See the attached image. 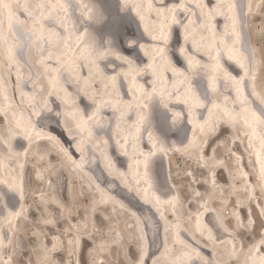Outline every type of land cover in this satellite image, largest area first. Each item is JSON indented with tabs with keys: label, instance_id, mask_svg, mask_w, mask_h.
<instances>
[{
	"label": "bare ground",
	"instance_id": "bare-ground-1",
	"mask_svg": "<svg viewBox=\"0 0 264 264\" xmlns=\"http://www.w3.org/2000/svg\"><path fill=\"white\" fill-rule=\"evenodd\" d=\"M108 1L112 3V5L113 2H117L118 8L124 15L126 22L125 30L115 28L113 30V33L118 39H123L122 44L126 49H128L129 51H136V53H138L139 60L137 61L136 59H133L132 62L133 67L138 69L136 71L137 73H131V71L121 72L127 71V69L129 68V64L126 63L124 59H117L116 55L106 56L103 60L94 63L97 66V70L103 76V78L100 77L101 79L94 80V85L92 87L94 91L97 92L99 87L101 88V86H103L102 79L109 78L110 75H112L111 77H117L118 75V78L115 80L116 89L114 88V90L117 91L119 96H117L118 98L116 99V102H114L115 105L118 103L119 105H117V107L113 109L111 103H108V107L102 108V113L112 114L113 116V114L119 112L121 117H114L115 119L112 122V125L110 126V129L105 137H103L101 133V130L102 132H104L106 127L105 125H102V123H100L102 117H89V112L85 114L82 112L81 108L77 109V115L73 112V114H71L70 112L72 110H70V105H68L67 103L65 104L64 102H69V104H71L70 102L73 103L74 100L71 101V97L73 95L71 92L72 89L78 90V93H80L82 104L84 103L87 106L93 105L96 101H101L104 97L98 91V94L96 93L95 96L93 95V101V99H90L83 93V91H81L80 82L75 81V77L69 74V70L71 71V69L73 68H75L74 72L76 74L78 72L77 68H79L80 72L82 73L81 78L84 79L92 71L89 67L90 62L88 60L82 59V55L87 48L86 41L89 40L88 34L82 32L83 29L78 30L79 21H77L75 17L78 16L82 18V24H85L86 27H88V25H95L96 23H94L90 18L96 16L94 15L96 14V11H93V15L92 13H90V9H92L93 3L90 2L92 3L90 4L88 0H59V2L61 3H69V19L72 23L64 21L65 27L60 28V18L44 21L45 36L49 35L48 28H52L55 29L56 32L60 33L62 37H64L58 42H55L52 46L51 51L55 57L54 59H46L48 55L47 51H45L42 56L38 57L36 55V48L34 47V51H30L31 61H29L26 51L27 45L24 46V48H22V45H18L16 47V59L19 61V64L17 66L19 67L20 64H28V66L32 68L33 79L38 76V73L35 71V69L33 70L32 66L37 64L41 65L40 61L42 59L45 60V63L42 64L45 67L48 66L54 69L55 65L57 66L61 64L62 71L60 72L59 77H57L59 82L57 85V90L59 91L63 89L65 97L63 96L62 98V95H64L63 93L57 94V92H54L51 95L52 100L48 101L50 102L49 104L51 108L50 110H48V112L52 111L53 108L56 107L54 111H59L60 115L64 117H57L55 115V117H53L54 120L51 121L56 124H54L53 126H49V124H46L45 122V117L48 113H45L43 117H40L41 115H35V112L37 111H40L41 113L45 111L41 110L43 108L41 107V105L40 107H36V105L39 104L37 99L31 101V107L27 106V111L28 113H30V117L21 112L18 108L19 104L15 88L22 83V86L19 88V90L23 94L20 97H22V100H24V98H27L24 97V93L29 94L30 92L28 91L32 90V87L27 85V82L32 81V79L28 81V79L23 78L21 82H18L17 78L12 73L14 91L10 90L11 88H9L10 86L8 83V98L5 99L0 96V106H3L5 108L7 115H5L3 112H0V115L5 119L11 120L13 126L17 121H31V123L35 126L36 131L41 132L44 135L32 140L31 143H29V141L26 140L22 135L14 138V143H12V151L14 153L13 156L21 158L17 166L18 169L22 172L26 190L24 193V200L21 201L19 195L16 192L9 190L6 184H0V193L3 192L4 194H8V198L14 200L17 203L16 208L12 209L5 203H3V199L2 197H0V231H2L5 236L11 237L12 231H14L15 227L13 228L12 226L11 230L9 227L10 225L7 222H3V217L4 215H6L8 210L18 211L20 210L21 205H23V207L25 206V194L27 191L26 169L28 160L30 159V150L35 147L41 148L47 143H52L61 148L64 154L66 150L67 155L65 154V156L68 161L72 163V161L74 160L76 162V164L72 163V165L74 166V170L79 174L80 177L83 176L89 181L91 190L99 195V202L102 205L101 207H104L108 211H111V208L113 206L114 208L117 207L122 212L127 213L129 219L132 220L133 218L131 217L130 213L135 212L136 216H138L139 214V212L137 213L136 210L142 213L140 214V216L143 217L142 219L149 242L148 257L145 260V264H151V261L153 259H160L162 264H171L173 260H178L181 258L182 264H210L209 257L206 256L205 252L210 253V256L211 253L215 254V250L211 248L212 245L220 243L221 241L227 239L231 247L235 245L236 249H238L236 243L234 242V240H232L235 235L227 233L219 227L217 223V217L215 216L216 205L208 207L205 214H202V212L197 214L192 227L195 229V232H191L185 225V221L183 219L182 211L184 204L181 201V196L180 201L182 207L179 209V220L177 221L180 225L179 241L176 238L174 230H172L171 228H169L167 233L165 232V221L171 223L173 221L172 218L175 219V217L173 216L172 208L167 204L156 205L153 202V197L151 194L153 191H156V194L159 195L162 199H167L170 198L171 195H173L175 192L178 194L179 192L173 190V192L169 196H164L159 192L158 185L156 184L157 177L153 169V161L158 164L159 161L162 160L164 162V167L166 170L165 172H167V167L170 163V152L173 151L174 153H177L178 147L183 149V145L175 143L176 145H174L173 147V145H168L167 141V144L164 142L165 138H161L163 136L162 134L161 137L159 136L160 134L156 135L155 132L158 131H156L155 126H152V117L156 118L158 114V117L162 121L164 117H166L165 124L167 126V131L170 134L176 133L175 135H177V137L178 134L183 135V133L187 129L186 133L184 134V137L186 139L184 145H186V147L193 140H195L196 142L198 138H204L205 140L209 138V145L219 138L220 135H215L216 126L218 123L224 122L217 119V112H221L225 108H228L236 100L235 85L232 81L227 79L225 73L229 74L232 77H235L236 79H239L244 74L243 69L239 67L234 59H228L230 54H234L233 45L231 41L228 40V36H230L232 31L231 22L227 20L226 23H224L226 20L225 16L221 15L212 17L209 20L207 19L208 10L215 9L217 3H219L220 0H202V2L208 6L204 9L203 13L200 12V9L197 8L196 10L195 8L192 10L193 14L190 16L188 12L181 10L178 15L179 19L182 20L181 24L184 23L189 30L188 40H185V31L182 32V35L179 34V30L180 28H182L181 25L174 26L170 38H173V35H175L176 31H178V36L168 41V46L166 49V64L159 66L158 70L156 69L158 65L156 63L157 65L155 69L150 70L151 67L149 69H146V64L148 62H153L152 66H154L156 60L160 61L159 55L156 54V47L158 46V42L153 41L151 35L149 34H159V29L156 28L155 24H153V21L156 18L155 13H152L150 17L146 16V14L144 13V17H149L148 19L145 18V21V19H141V17L137 15L136 8H131L130 6L129 8H125L123 5L124 0ZM173 1L177 0H164L163 6L166 7ZM10 2H15V0H10ZM21 2H23V0H21ZM32 2H35V0H32ZM47 2L56 3L57 0ZM95 2L96 1H94V3ZM155 2L159 4L160 0H155ZM184 2L185 0H178V4ZM192 2H195V0H192ZM237 2L241 4L244 2V0H237ZM128 3L130 4L129 0ZM132 4H137L136 0H133ZM81 5L86 7H81ZM97 5L98 8L101 9V6H99L100 4ZM16 15L19 16L20 20L25 21V23L23 26L14 25L12 32L17 35H10V38H12V41H18L24 45L25 41H28V38L33 35V23L22 11H17ZM98 15L100 14L98 13ZM189 19L193 20L192 24H188ZM250 19V15H248L246 17V22H249ZM131 21H134L138 24V30L140 31V41L138 42L133 40L134 37L132 33L129 34L132 31L130 25ZM142 21H144V23ZM210 22L213 23L210 26L211 30H209L210 28L209 26H207V24ZM73 23L75 24L74 29L72 27ZM169 23L171 22L169 21ZM221 24H224L222 28ZM4 26L5 33L7 35L8 33L6 19ZM146 27L148 28L147 32L145 31ZM65 29H67L68 31L66 32ZM237 30L241 31L242 39L240 44L235 45V48L240 49L245 54H247L249 50H247L246 47L247 44L245 26H243L241 30V26L237 25ZM93 34L94 33H92L91 37L94 39L97 46L101 49L107 50V47L99 46V38H97L99 39L98 43L96 42L97 39L95 38L97 37V33L94 34L96 36H94ZM177 37L180 38L178 44L175 42V39H177ZM53 40H55L54 37ZM127 40H131L132 42H134V46L130 47V43L126 42ZM193 41H195V43ZM110 42L113 43L112 41ZM39 43L41 47H47L46 45H44L43 41H40ZM111 43L108 42V45ZM142 46H145V49H142ZM181 48H184L186 50L187 55H181ZM151 49H153V51ZM24 50L26 51V57L24 54L23 60L22 52ZM116 54L126 59H132L130 56H134L122 51H116ZM153 56H155V59H153ZM189 57L193 61H199V63L193 64L190 67ZM217 63H219L220 65V70L213 71L212 69ZM201 65H204L205 67L201 68ZM164 67H166L165 70H163ZM93 73L96 74L95 72ZM213 76L216 77L215 91H213V89L210 87ZM46 80H48L47 76ZM255 82L257 87V77ZM229 83H232V85L228 89H226L225 85ZM155 87L160 88L161 91L165 89V93L163 95L161 94L162 96L157 95V98L152 95V98L154 100L153 104L150 103L149 91L150 89H154ZM167 87L170 89H168ZM45 88L46 87H44V89ZM258 88L259 87H257V90L259 91L261 87L259 89ZM26 89H28V91H26ZM169 91L172 92L178 100L172 101L173 99H170L168 101L169 107L166 108L164 107V104L161 105L159 103L158 99L167 97ZM101 93H103V91ZM105 97V99H109V97ZM110 99L113 98L110 97ZM199 101L203 102V106L198 105ZM94 106L97 109L99 108L100 104H95ZM141 107L143 108V110L140 109ZM254 107L258 112H264V107L260 106L258 102H254ZM171 108L182 110L184 122H173L175 115H171L168 113V110ZM127 111L129 113H126V117H124V114ZM190 112L195 116L194 121L192 119V116L189 115ZM52 116H54V114ZM177 118L179 117L176 116V120ZM223 127L227 130L230 128L234 131L240 128L243 133H245L246 131L248 132V135H246V145L250 153V158L253 160L252 162L254 164L255 170L254 176L256 175L257 177L260 168L259 158L264 156V152L261 151L260 145V128L256 129L257 136L253 137L251 135V129L243 130L244 126L242 123L236 126H232L230 124L226 126L223 125ZM49 137H51V139ZM250 141L251 144L249 143ZM152 144H156L157 148H152ZM48 151L50 152L51 149H48ZM24 153H27V155L25 156ZM69 156L71 157V160L68 159ZM50 157L51 160L55 157L57 158V154L54 152L50 153ZM10 160H14V158H11ZM145 163L147 164V168H145ZM13 170L14 169L12 168V164L10 161L7 162L6 167L0 166V181H8L13 179L16 174V172H14ZM145 171L147 172L146 177ZM221 173L222 170H220L219 174ZM246 173L248 174L246 178H249V173ZM167 180L169 183V178H167ZM102 182L114 183L116 184V188L114 190L112 189V192L109 189L106 190L103 188L104 183ZM149 184L152 185L151 188H149ZM215 184L218 185L216 181ZM170 187L172 188L171 184ZM145 193H147V195H145ZM114 194H119L122 199H125V202L122 199L116 198ZM129 204L131 206H129ZM121 205H123V207H121ZM53 207L55 208V210L62 209V206L55 204H53ZM240 208L244 209L246 208V206L240 205ZM257 208H261L260 201L257 202ZM161 216H163L164 219H161ZM197 219L200 220L201 224L205 228L212 230L213 240H208L206 233H202L200 229H197ZM20 222H22V218L16 224L14 223V225L20 224ZM155 222L159 224L158 229L155 227ZM214 225H216L220 231L222 230V232H224V236L222 238H217L214 230ZM170 231H172V241L174 239L173 242H169L168 240V234ZM241 233H243V231ZM157 234L160 237V241L157 239ZM202 235H205L204 239L206 242L202 239ZM5 243H7V241ZM80 243L81 241L79 242V245H77V249L80 248ZM263 251L264 247H261L260 252ZM184 253H188L189 255L185 256L183 255ZM77 263L81 264L79 259H77Z\"/></svg>",
	"mask_w": 264,
	"mask_h": 264
},
{
	"label": "rangeland",
	"instance_id": "rangeland-1",
	"mask_svg": "<svg viewBox=\"0 0 264 264\" xmlns=\"http://www.w3.org/2000/svg\"><path fill=\"white\" fill-rule=\"evenodd\" d=\"M47 1L50 2L52 0ZM94 1H96V4L94 3ZM129 1L130 4H132L133 0L132 2L131 0ZM142 1L143 3L148 2V0H136V3H142ZM88 2L93 3H90L93 6L92 9H90V13H92V15L93 11H96V14H94L96 16L98 15V13L101 15L103 12V24L96 23V26L88 25V27H86L85 24H82V18L77 16L75 18L77 19V21H79L78 30L83 29L82 32L88 34V38L91 31V36L92 33H97V37L95 39H100L99 43V39L96 40L99 46L107 47V49L111 48L115 53L116 51H122L132 54L134 55L130 56L132 59L127 60H131L133 62V59H136L138 61V53H136V51H129L128 49H126L122 44L123 39H118L113 33V30L115 28L124 30L126 29L125 17L122 12H120L117 2H113V5L108 0H88ZM253 2L258 3L259 0H253ZM243 3H241L242 12ZM97 4H100L99 6H101L100 8L102 9V11L98 8ZM176 5H178V0L173 1L166 7L172 8ZM144 13L146 14V16H151V14L149 15L147 13L146 9L144 10ZM146 16L144 17V19L149 18ZM247 16L248 15L244 17L243 24L246 30L247 50L250 51V49L255 48L257 51H259L261 49H264V12H261L259 9H254L252 14L250 15L251 19L249 22H246ZM207 19L209 20V18ZM226 21L227 20H225L224 23H226ZM142 22L144 23V21ZM211 22L207 24L209 28L211 24H213ZM153 24H155L157 29H159L160 20L156 17L153 21ZM130 25L132 31L129 34L132 33L134 37L133 40L137 42L140 41V31L138 30V24L134 21H131ZM223 26L224 24H221V28ZM209 30H211V28ZM182 32H184V30L180 28L179 34L182 35ZM177 34L178 31H176L175 35H173V38H170L169 40L176 38V36H178ZM175 40V42L178 44L180 38L177 37V39ZM13 41L12 38H10V42ZM110 41H112L113 43H111ZM130 41L131 40H127L126 42L130 43ZM108 42L111 44L108 45ZM15 44L16 47L18 45H22V48H24V46L27 45V41H25L24 45L18 41H16ZM34 47L36 48L34 44L32 48H28L27 46L26 51L29 61H31V52L34 51ZM151 50L153 51V49ZM24 51L22 52L23 60L24 54L26 57V51ZM110 55L113 54H109L108 56ZM166 60H156L154 63L155 65L152 66L150 70L155 69L157 64L158 65L156 69H158V67L162 66L163 64L165 65L167 62ZM152 64L153 62H148L146 64V69H149V65ZM21 65L22 64H20L19 67L16 65V67L20 71H18L19 80L17 81L21 82L23 78L28 79V81L32 79V81L27 82V85L32 87V90L28 91V89H26V91L30 93H24V97L27 98H24V100H22V97L20 96H22L23 94L19 90V88L22 86V83L19 86H16L15 84L19 104L18 108L21 112L30 117V113H28L27 111V106L31 107V101L37 99L41 107H43L41 97H44L45 99H47V101H51V95L54 92H57V94L63 93V89L59 91L57 90V85L59 83L57 77H59V74L62 71V66L61 64H59L60 66L55 65V68L53 69L48 66L45 67L42 64L34 65L32 66L33 70L35 69V71L38 73V76L33 79L32 68L29 67L28 64H25L27 67L25 65ZM89 67L92 71L84 79L81 78L82 73L80 72L79 68H77L78 72L76 74L74 72L75 68L71 69V71L69 70V74L75 77V81L80 82L81 91H83V93L87 97L93 99V101V95L95 96L99 91L100 94L104 96L102 99L103 104L102 100L99 102L96 101L93 105L89 106L84 103L82 104L80 93H78V90L76 89H72L71 91L73 94L71 97V101L74 100L73 103L70 102L71 104H69V102H64L65 104L67 103L68 105H70V110H72L70 112L71 114L74 113L77 115V109L81 108L83 113L86 114L89 112V117H102L100 123H102V125H105L106 127L104 132H102L101 130V133L102 136L105 137L110 129V126L112 125V122L115 119L114 117H121L119 112H116V114H113V116L112 114L102 113V108L108 107V103H111L113 109L117 107V105H119V103L115 105L116 99L118 98L117 96L119 95L117 91L114 90L116 86L115 80L118 78V75L116 74L117 77H115L114 81L111 79L112 75H110L109 78L102 79L103 86H101V88L99 87L98 91L96 92L92 89L94 80L101 79L103 78V76L97 70V66L95 64L89 63ZM165 68L166 67H164L163 70H165ZM137 70L138 69L134 68L133 64H131L129 65L127 71L121 72L131 71V73H137ZM255 71L257 77V87H261L260 89L258 88L260 91L262 87L264 88V65L258 64L255 68ZM93 72H95L96 74H94ZM12 73L17 78V72L13 71ZM12 73L11 77L9 78V88H11L10 90L14 91ZM5 76L7 77V73H5ZM46 76L48 80H46ZM51 81L55 82V87H53L52 83H50ZM231 85L232 83H229L227 84L228 87H226L225 85V88L228 89ZM43 86L46 88L44 89ZM159 89L160 88L158 87L150 89V103L154 104L152 95L157 98V95L160 96L161 94L163 95L165 93V89L163 91ZM102 91L103 93H101ZM63 96L65 97V94L62 95V98ZM105 96L109 97V99H105ZM110 97H112L113 99H110ZM170 99H173L172 101L178 100L176 99V96H174L173 93L169 91L167 97L159 98L158 101L161 105L164 104V107L165 105L169 107L168 101ZM49 103L50 102H48V108L43 109L45 111L40 114V117H43L45 113H48L45 117V122L46 124H49V126H53L56 123L51 120H54L53 117H55V115L57 117L64 116H61L59 111H54V109L56 108L54 106L53 110L48 112V109H51ZM95 104H100L99 108L96 109L94 106ZM140 109L143 110L142 107ZM126 113L128 114L129 112H125L124 117H126ZM168 113L171 115H175L178 113L179 115L177 117L179 118H177V122H184L182 110L171 108L168 110ZM53 114L54 116H52ZM152 118V126H155L156 131H158L155 132L156 135L160 134V137L163 135L161 138L164 137L165 139H167H164L165 143L167 141L168 145H173V147L176 144H181L183 145V149L186 148V145H184L186 141L184 137V134L187 130L186 128L183 135L178 134L177 137V135H175L176 133L170 134L167 131V126L165 124L166 117H164L163 121L158 117V114L156 118ZM223 125L226 126L229 124L222 122L217 124L215 135L218 134L220 136L215 142H212L209 145V138L206 140L204 138H198L196 140V143L202 144L201 151L203 154L208 157L214 156L217 161L222 162V166H218L215 169L214 180L218 185H216L215 189L213 190L214 195H212L209 207L216 205L215 216H222L224 218V223L226 225H230L227 233L235 235L232 240H234L238 249L237 255H230L229 251L232 247L228 243L227 239L221 241L220 243L212 245L211 248L215 250V254L211 253V256L208 252H205V254L207 257H209L210 264H237L238 261L240 262V264H243V261L247 258L248 250L252 248L253 245H259L261 239H264V216L260 214L261 208H257L258 201H260L261 206H264V198L260 197L258 188L256 189L255 199L249 201L246 198L250 194L251 189L256 186L254 164L252 162L253 160L250 158V153L246 145V135L240 128L235 131L230 128L227 130L223 127ZM7 126H13L12 121L5 119L0 115V129H3ZM243 130L246 129L243 128ZM14 140L15 139L12 140V143H14ZM48 149H51V151L49 152ZM178 149L180 150L177 153H174L173 151L170 152V163L167 167V172H165L166 170L164 167V162L162 160H160L158 164L153 161V169L157 177L156 184L158 185L159 192L164 196H169L173 192V190L179 192L181 201L184 204L182 214L185 225L191 232H195V229L192 227L197 214H199L200 212H202V214L206 213V210L201 207V204L204 203V200H202L200 197H197L195 193L199 192L204 194L208 192L211 187L210 179H212L213 177H210L207 169L198 167L194 163L193 158L189 156L187 152H185L180 147H178ZM53 152L57 154V158L55 157L51 160L50 153ZM29 153L30 159L28 160L26 169V201L25 206L23 207L24 213L22 216V222H20L21 230L16 231V225H14V223L16 224L18 221H13L12 225L9 226L11 230L12 226L13 228L15 227L14 231H12L11 239L12 244L16 246L18 251V255L15 257L17 264H40V261L45 256H47V264H79L77 263V259L80 260L81 264H91L93 257L97 259L98 264L100 261H103V264H127L125 259V252L127 253V260L131 261L132 264H136V262H138L140 258V255L137 256L134 253L133 249L134 247H136L137 251H139V248L137 247L135 241L129 239V234L133 231L135 221L129 219L128 214L122 212L117 207L114 208L113 206L111 208V211H108L104 207H101L102 205L99 202V195L91 190V185L87 179H85L83 176H79V174L74 170V166L72 165V163L66 159L64 152L57 145L47 143L41 148H33ZM12 158H14V160H10V162L12 164V168L14 169L13 171L16 172V170L18 169L17 165L19 164L21 158L15 156H12ZM237 169H239V171H237ZM220 170H224L225 173H227V175L229 176L228 180L223 179L220 181L217 178L216 174ZM246 172L249 173V178H246L242 175V173ZM189 173H192V175H189ZM167 178H169V183ZM102 183H104L103 188L106 190L109 189L111 190V192L116 188V184L114 183ZM170 184L172 185V188L170 187ZM114 195L116 198L122 199L119 194ZM0 197H2L3 203H5L8 207L12 209L16 208L17 203L14 200L8 198V194H4L2 192L0 193ZM205 199H207L206 196ZM122 200L125 202L124 198ZM53 204L62 206V209L55 210ZM240 205L246 206V208L241 209ZM129 206L131 205L129 204ZM136 212H139L138 217L142 219L143 217L140 216V214L142 213L138 210H136ZM233 213L240 217V220L242 221L244 226H241V228L236 226V219ZM46 220H51L52 223L46 224ZM172 220H174V218H172ZM249 221H252L253 223L249 225ZM69 225H72L74 229L79 233V242L81 241L79 246L80 248H76L75 255L71 254L70 248L64 243L74 234L73 232L66 231L69 228ZM155 227L157 229L159 228V224L156 222ZM214 230L217 238H222L224 236V232H222V230L220 231L216 225H214ZM242 231L243 233H241ZM171 232L172 231H170L168 234L169 242L174 241V239L172 241ZM204 238L205 235H202V239L205 241ZM157 239L160 241V237L158 236V234ZM53 243H57V248L55 251H50ZM100 245H104V247L100 248L99 252H97L96 250ZM5 250H7V243ZM256 255H258V253ZM3 258V256H0V260H2ZM249 264H251L250 261Z\"/></svg>",
	"mask_w": 264,
	"mask_h": 264
},
{
	"label": "snow or ice",
	"instance_id": "snow-or-ice-1",
	"mask_svg": "<svg viewBox=\"0 0 264 264\" xmlns=\"http://www.w3.org/2000/svg\"><path fill=\"white\" fill-rule=\"evenodd\" d=\"M123 5L125 8L127 7H134L137 10V15L144 19V10H147V13L150 15L155 13L156 17L160 20V28L158 30L159 34H152L151 38L153 41L158 42V46L156 47V54L159 55L160 60H166V49L168 46L169 38L172 34V28L176 25H181V27L185 31V40L187 41L188 36V28L183 23L181 24V20L179 19V12L181 10L186 11L191 16L193 14V9L198 8L200 12L203 13L204 9L208 6L202 2V0H185L184 3H180L172 8H168L163 6L164 0H160V3L157 4L155 0H148L147 3H139V4H129L128 0H124ZM81 7H86L81 5ZM70 5L69 3H61L57 0L56 3H48L47 0H15V2H10V0H0V96L7 99L8 98V83L9 78L11 77V73L13 71L17 72V80H19L18 75V65L19 61L16 59V44L15 42H10V35H17L12 32L14 25L23 26L25 21L20 20L19 16L16 15L17 11L24 12L29 20L33 23V35L28 38L27 46L31 48L35 43L36 46V55L38 57L42 56L45 51L48 52L46 57L47 60L54 59V55L51 51L52 46L55 42H58L60 39L64 37L61 36L60 33L56 32L55 29L48 28V36L44 35L45 24L44 21L47 20H54L60 18V28H64L65 24L64 21H68L72 23L69 19ZM226 9V13H225ZM254 9H259L261 12H264V0H259L258 3H254L253 0H245L243 3V12L241 11V4L237 2V0H220L217 3L215 9H209L207 12V16L209 19L215 17L217 15L225 16L226 20L231 22V34L228 36V40L231 41L233 45V53L230 54L228 59L235 60V62L239 65L241 69H243V76L239 79L230 76L229 74L225 73L228 80L232 81L235 85L236 91V100L235 102L230 105L228 108H225L221 112H217V119L219 121H223L224 123H228L232 126H236L238 124H243L245 129H251V135L253 137L257 136L256 129L260 128V145L261 151L264 152V112H258L257 109L254 107V102H258V104L264 107V88L260 91L257 90L256 87V76H255V68L258 64L264 65V49L257 51L255 48L250 49V51L245 54L242 50L236 49L235 45L240 44L241 42V31L237 30V25L241 26V30L244 24V17L246 15H251ZM94 23H102L104 20L103 15H97L95 17H90ZM5 19L7 21V33L10 35H6L5 33ZM169 21L171 23H169ZM193 20L189 19L188 24H192ZM73 29L75 28V24H72ZM227 27V26H226ZM67 32L68 30L65 29ZM145 31H148V28H145ZM86 32V31H85ZM70 35V33H69ZM53 37L55 40H53ZM40 41H43L44 45L47 47H41ZM195 43V41H193ZM87 48L82 55V59L88 60L90 63H96L97 61L103 60L109 54L116 55L117 59H124L126 63L129 65L132 64L131 60H127L120 55H117L115 52L112 51L111 48L107 50L101 49L97 46L94 39L89 34V40L86 41ZM130 47L134 46V42H130ZM142 49H145V46H142ZM181 55H187L186 50L184 48L180 49ZM147 54V51H146ZM155 59V56H153ZM41 64L45 63V60L40 61ZM199 61H193L189 57V66L191 67L193 64H197ZM152 67V65H149ZM205 67L201 65V68ZM213 71H219L220 65L217 63L213 69ZM175 71V69H174ZM7 73V77L5 76ZM114 81L115 77H111ZM53 87H55V82L51 81ZM227 86V85H226ZM210 87L215 91L216 89V77L213 76ZM43 109L48 108V101L44 97H41ZM238 104V107H237ZM199 106H203V102H198ZM215 106V105H214ZM36 107H40V104H37ZM165 107H167L165 105ZM50 110V109H48ZM0 112H3L7 115L6 110L3 106H0ZM41 114L40 111L35 112V115L39 116ZM179 114H175L174 116V123L177 121L176 116ZM192 116L193 121L195 120V116L193 113H189ZM82 119V118H80ZM86 122V121H85ZM138 131V129H137ZM23 136L29 143L32 140L43 136L44 134L41 132L36 131L35 126L31 123V121L27 122H20L17 121L14 126H7L3 129H0V166L7 165V162L10 161L12 156L14 155L12 151V140L17 136ZM245 135H248V132H245ZM51 139V137H49ZM150 143H151V135H150ZM251 144V141L249 142ZM152 148H157L156 144H152ZM202 144H197L195 140L190 142L185 149V152L188 153L194 160V163L198 167H203L208 170L210 177V189L208 192L202 194L196 192L195 195L200 197L204 200V203L201 204V207L207 210L210 206V201L213 195V190L216 187L214 174L215 169L218 166H222V162L217 161L214 156L208 157L202 153ZM163 150V149H160ZM180 149H177L179 151ZM65 154L67 152L65 150ZM26 156L27 153H24ZM71 160V157H68ZM238 159V158H237ZM73 164L76 162L73 160ZM260 168L259 172L256 177V186L251 189L250 194L246 197L249 201L256 198V189H259V194L261 198H264V156L259 158ZM79 166V165H77ZM22 168V165H21ZM145 168H147V164L145 163ZM239 171V169H237ZM192 175V173H189ZM243 176H247V173H242ZM147 176V172L145 171V177ZM139 182V181H138ZM0 184H6L7 188L13 192H16L19 195L20 200H24V193L26 190V185L22 176V172L17 169L16 174L13 179L8 181H0ZM152 185L149 184V188ZM147 195V193H145ZM153 202L156 205H163L167 204L172 208L173 216L175 219L169 223L165 221V232L167 233L169 228L174 230L177 240L179 241V229L180 225L177 222L179 220V209L182 207L180 201V194L174 193L171 195L170 198L162 199L159 195L156 194V191L152 192ZM205 196L207 199H205ZM123 207V205H121ZM24 213L23 205H21L20 210L12 211L8 210L6 215L3 217V222H7L10 226L12 225L13 221H19ZM260 214L264 216V206H261ZM131 217L135 221L133 231L129 234V239L135 241L137 247L140 251V258L136 264H145V260L148 257V250H149V242L146 234V229L144 226L143 220L136 216L135 212L130 213ZM202 215V214H201ZM236 219V226L241 227L244 226L240 217L233 213ZM161 219H164L161 216ZM46 224L52 223L51 220H46ZM217 223L220 228H222L225 232H228L230 225H226L224 223V218L222 216H217ZM249 225L253 222L249 221ZM196 227L200 229L202 233H206L208 240H213V233L211 229L205 228L199 219L196 220ZM21 230V225H16V231ZM66 231L73 232L74 234L64 242L71 250V254L75 255L76 247L79 244V233L74 229L72 225H69V228ZM7 241V250L6 249V242ZM104 245H100L96 250L99 252L100 248H103ZM264 247V239H261L259 245H253L252 248L248 250L247 258L243 261V264H264V252H260V248ZM57 248V243H53L52 248L50 251H55ZM167 252V249H166ZM259 253V255H256ZM230 255H237L236 246L233 245L229 251ZM18 255V251L15 245L12 244V239L9 236H5L2 231H0V256L4 258L0 260V264H17L15 257ZM183 255L187 256L188 253H184ZM125 259L127 264H132L131 261L127 260V253L125 252ZM40 264H47V256H45L41 261ZM91 264H98L97 259L93 257ZM99 264H103V261H100ZM151 264H162L160 259H153ZM171 264H182V258L178 260H173ZM237 264H240L238 261Z\"/></svg>",
	"mask_w": 264,
	"mask_h": 264
},
{
	"label": "flooded vegetation",
	"instance_id": "flooded-vegetation-1",
	"mask_svg": "<svg viewBox=\"0 0 264 264\" xmlns=\"http://www.w3.org/2000/svg\"><path fill=\"white\" fill-rule=\"evenodd\" d=\"M223 172L221 173V174H219L220 173V171H218V174H216V176H217V178L221 181V180H228V178H229V176L227 175V173H225V171L224 170H222ZM134 252H135V254L137 255V256H139L140 254V252L139 251H137V248L136 247H134Z\"/></svg>",
	"mask_w": 264,
	"mask_h": 264
}]
</instances>
